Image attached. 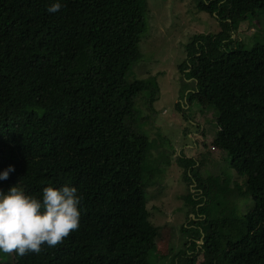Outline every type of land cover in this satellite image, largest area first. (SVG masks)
<instances>
[{"label": "trees", "instance_id": "16d2710c", "mask_svg": "<svg viewBox=\"0 0 264 264\" xmlns=\"http://www.w3.org/2000/svg\"><path fill=\"white\" fill-rule=\"evenodd\" d=\"M54 2L0 0V172L13 166L8 179L17 176L26 194L41 199L46 186L76 187L80 226L56 247L0 252V260L153 264L158 226L144 190L170 159L150 156L143 126L158 92L155 74H129L141 57L147 0H59L50 13ZM194 5L218 28L184 44L177 68L188 89L174 106L184 115L182 106L203 94L199 115L215 112L210 144L233 173L197 176L195 160L175 154L185 184L196 189L186 184L182 197L200 229L169 264H264V42L246 46L241 36L250 19L264 18V0ZM192 121L199 130L202 120Z\"/></svg>", "mask_w": 264, "mask_h": 264}, {"label": "rangeland", "instance_id": "374dc122", "mask_svg": "<svg viewBox=\"0 0 264 264\" xmlns=\"http://www.w3.org/2000/svg\"><path fill=\"white\" fill-rule=\"evenodd\" d=\"M147 6V27L138 43L141 57L131 66L129 74L130 77L139 78H144L148 73L155 74L158 86L157 96L151 103L152 110L147 117L148 123L143 126L149 125L147 129H150L147 130L151 141L150 156L159 159L166 155L170 160L167 164L160 162L162 168L158 182L149 185L144 195L152 213L150 217L158 226L155 243L159 254H150L149 260L153 264H169L170 254L182 248L184 240L193 237V229L199 228L192 212L186 214L188 202L182 197L186 193V184L190 191L195 192L196 189L193 184H185L182 166L176 163L175 154L181 152L182 156L195 160L194 164L197 163L199 169L197 176H206L211 170L230 176L233 170L226 167L225 153L210 144L216 130L213 122L215 112L212 108H205L206 113L199 115L200 108H203L196 100L203 101V94L196 95V100H190L188 106H182L184 115L174 106L177 100L186 101L188 89L181 88L183 75L177 68V64L186 58L184 44L192 33L216 31L215 18L197 9L194 0H147ZM263 33L264 18L259 13L255 19L249 20L241 36L248 46L253 42H264ZM195 110L196 115L193 113ZM192 118L202 120L198 129L203 127L204 134L201 135V130L196 129ZM17 183V176L0 180V189L7 192ZM181 226L190 229L184 231ZM199 242L200 239H197ZM0 264L6 263L0 260Z\"/></svg>", "mask_w": 264, "mask_h": 264}, {"label": "clouds", "instance_id": "9594fccd", "mask_svg": "<svg viewBox=\"0 0 264 264\" xmlns=\"http://www.w3.org/2000/svg\"><path fill=\"white\" fill-rule=\"evenodd\" d=\"M59 0L48 7L50 13L61 9ZM15 171L9 166L0 172L7 180ZM81 197L74 186L42 189V199L26 194L18 182L7 192L0 189V252L24 256L39 253L43 245L56 247L80 226Z\"/></svg>", "mask_w": 264, "mask_h": 264}]
</instances>
